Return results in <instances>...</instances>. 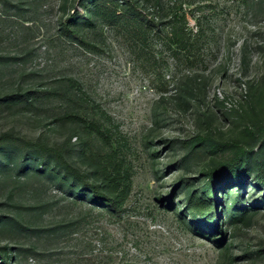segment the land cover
Returning <instances> with one entry per match:
<instances>
[{"label":"rangeland","instance_id":"1","mask_svg":"<svg viewBox=\"0 0 264 264\" xmlns=\"http://www.w3.org/2000/svg\"><path fill=\"white\" fill-rule=\"evenodd\" d=\"M98 1L0 0V264H264V0Z\"/></svg>","mask_w":264,"mask_h":264},{"label":"trees","instance_id":"2","mask_svg":"<svg viewBox=\"0 0 264 264\" xmlns=\"http://www.w3.org/2000/svg\"><path fill=\"white\" fill-rule=\"evenodd\" d=\"M146 3L153 2L152 9L155 10L152 17V24L156 26V29L158 35L165 36L166 42H168L170 45H174V52L179 55V52L186 51L189 49L188 42L190 40V37H188V33L186 31V25L188 24V19L186 14L182 17V23L179 25V23L174 22L173 19L169 20L168 22H163L162 20V4L160 0H143ZM97 7L99 10L102 11L103 17L112 22H122V19L126 18V14L128 12H137V9H139L138 2L136 0H100L97 2ZM118 7L122 9V13H118ZM132 22L134 23V26L131 28L136 31L132 32L131 30L129 32L132 33L134 37H137L138 39L145 38L148 31L149 24L151 25L150 20H143L139 17H136L132 19ZM152 25V26H153ZM162 26V27H161ZM201 37V32L199 33L198 37L195 38V42L199 40ZM177 55V56H178ZM89 126H93V124H90ZM100 134H102V131L98 129L97 127L93 126ZM49 150V149H48ZM51 150V149H50ZM54 152V151H53ZM243 158H239L234 161L235 163H241ZM245 159L244 161H246ZM60 163L64 166L66 172L69 174H72L73 176H80V173L75 169L72 165H70L63 157H60ZM95 165V164H94ZM96 174L100 176V178L103 179L104 185H105V191L104 193L97 190V187L93 186L94 192L98 195H102L108 198L110 201L112 207L114 210L120 209L121 203L124 202V194L125 193H117V185H116V179L118 178L117 175L110 173L107 171L105 167H98L96 164ZM226 181H232L234 179H238L240 177L244 178L248 176L249 169L244 168L240 170L239 172L237 169L234 168V166H224L221 168ZM219 181L223 180L221 177L218 179ZM216 180V181H218ZM96 188V189H95ZM214 187H212V184L210 185V190H213ZM107 192V193H105ZM191 201L193 202L195 207H199L201 209H205V204L201 200L194 199V197L191 198ZM207 205V204H206ZM114 212V211H113ZM119 212V211H115ZM121 212V211H120ZM211 217L215 216V211L210 215ZM123 264H134V263H123Z\"/></svg>","mask_w":264,"mask_h":264}]
</instances>
